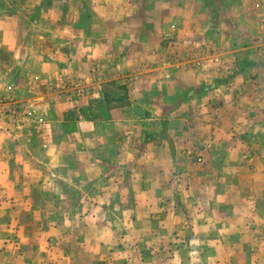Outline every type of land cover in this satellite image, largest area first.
<instances>
[{
	"label": "crops",
	"instance_id": "crops-1",
	"mask_svg": "<svg viewBox=\"0 0 264 264\" xmlns=\"http://www.w3.org/2000/svg\"><path fill=\"white\" fill-rule=\"evenodd\" d=\"M237 4L0 0V93L22 86L37 110L0 126V264H190L185 245L207 264H264L263 11ZM197 7L170 54L163 22ZM38 16L46 32L28 28ZM80 70V112L40 89ZM112 80L130 103L92 112ZM156 100L177 105L137 109ZM189 123L193 147L178 142Z\"/></svg>",
	"mask_w": 264,
	"mask_h": 264
},
{
	"label": "rangeland",
	"instance_id": "rangeland-1",
	"mask_svg": "<svg viewBox=\"0 0 264 264\" xmlns=\"http://www.w3.org/2000/svg\"><path fill=\"white\" fill-rule=\"evenodd\" d=\"M239 1V4L236 5V10L240 13H243V16L246 14V13H252V12H256L258 10L260 11H263L262 14H261V17H262V24H259V26H254L253 29L257 28V29H264V0H238ZM223 10H227L226 9V6H222L221 7ZM171 10H172V7H171ZM199 11V7H197V9H188L187 10V13H188V16L186 18V22H185V18H183V16H185V13L184 14H180V12L176 9L175 10V13H171V15L168 17L167 16V20L165 22H163V25H164V29L166 31V33H170L171 30H172V27L173 25H176L177 27V31H176V35L174 37V39H171V40H167V41H170V43H172L173 47L171 48L170 50V54L174 53V51L176 50L177 47H174L175 44L174 43H181L183 42V39H182V33H181V30L179 29H182V28H187L191 22H189L190 20H192L195 16V13H197ZM38 12V11H37ZM173 12V10H172ZM30 14L34 15L32 12H30ZM36 17V16H35ZM40 17V18H39ZM39 18V21H28V25L29 27L28 28H32L33 30H35V32H41L40 31V28L45 30L46 32V29L49 30L51 24L46 20V21H42L41 16H38ZM210 24H212V22H209ZM230 23V22H229ZM244 22L239 19V20H236V21H231V25H233L234 29H242V24ZM211 28V27H210ZM209 26L207 27V29L209 30L210 29ZM55 29V28H54ZM233 29V28H232ZM179 30V32H178ZM188 30V28H187ZM214 30V28H213ZM243 30V29H242ZM33 37H31L30 39H32ZM190 40V39H189ZM173 41V42H171ZM188 42H191L190 44L193 45V41H188ZM168 44V43H167ZM175 48V49H174ZM214 61H217L216 59ZM165 64H158V69L155 70L156 72V75L157 76H165V77H170L171 75H174L175 77L178 76L177 74V71L178 69H173V67H170L169 68H165L164 66ZM162 66V67H161ZM161 67V68H160ZM181 74L183 75V72H181ZM181 74L179 73V76H181ZM72 74L71 73H61V74H58L57 76H53L47 80H44L40 81L41 83V86H40V89L47 95H49V97H53V96H56V98H60V99H64L65 101L69 102L72 104V107L70 109H77V112H80V102H81V99H82V95L80 93L83 94V91L85 90L84 86H83V83L80 82V80L83 78L82 77V73H81V70L78 74H74L73 76H71ZM63 80L64 83L66 84L65 87H62V86H55V87H51L49 89L48 85L46 84V82H49L51 80ZM112 81H115L116 84H113L111 83ZM112 81H108L106 82L108 85L106 86L107 87V90L109 92V95H108V101L106 100V96H105V100L103 101H100V100H94L93 101V104H92V112H101V110H103L105 106H110V104H115L117 105L118 102H121V101H124L126 99H128V88H127V83L125 82H120L118 83L116 80H112ZM124 86V87H123ZM126 86V88H125ZM104 87V86H103ZM20 89L22 90H25L26 88H23L22 86H13L9 89V92L16 98H19L21 100H25L29 103H33L31 100H28V99H25V98H22V91H20ZM26 93H23V94H27V92H30V91H25ZM75 93V94H74ZM31 94V93H29ZM74 94V95H73ZM129 100V99H128ZM157 102L155 101H152L151 103L150 102H147V105H149L148 108L150 109H146L145 108V104L143 105H138L137 106V109H139V111L141 110V112H151V109L154 111V112H165V107H170L173 108L174 106L177 105V101H172V100H167V101H164L162 102L161 100H156ZM171 114H174V115H180L181 114H178L179 112H190V110H187V111H178V112H174V111H170ZM190 125H187L185 126L184 129H186L187 131H184V133L182 134L184 136V139L182 140H178V142H190L191 143V147H193V145H195V139H198V133H199V130L194 126L192 125V123H189ZM187 126H190L191 129H187L188 127ZM187 127V128H186ZM194 128V129H193ZM203 139V138H202ZM200 139V141L202 140ZM199 140V139H198ZM205 140H202V143L201 145L203 144ZM173 147H176L178 146V142H176V140L174 139L173 141ZM200 145V146H201ZM189 147L183 149L184 150H188ZM202 148H200L199 150H201ZM199 150H196V149H192V153L191 155L195 158L198 162L199 161H202V160H198L196 157H195V153L196 151H199ZM164 217H162L161 219H163ZM180 235L183 234L184 232L180 231ZM178 231H176V235H177ZM178 236V235H177ZM181 246L178 242H175L173 244V247H171L170 244H168L167 246H163V247H160L161 250H163L165 253H169L170 255L175 253L177 249H179ZM183 248H185V250L187 252H191L192 254V257L190 258L191 261H190V264H207V260L208 258L207 257H204V256H201L204 255L203 253H205V251H200V250H197V249H194L193 247H190L188 248V246H182ZM158 251V250H157ZM199 262V263H198Z\"/></svg>",
	"mask_w": 264,
	"mask_h": 264
},
{
	"label": "built area",
	"instance_id": "built-area-1",
	"mask_svg": "<svg viewBox=\"0 0 264 264\" xmlns=\"http://www.w3.org/2000/svg\"><path fill=\"white\" fill-rule=\"evenodd\" d=\"M177 27L173 25L171 33L167 35V40L174 39L176 35ZM173 42V41H171ZM49 89L55 86L65 87L66 84L63 80H51L46 82ZM51 86V87H50ZM35 112H37L34 103H29L27 101H23L19 98L14 97L10 92L6 94L0 93V126L9 127L10 125L17 123H24L30 118L35 116ZM203 146L208 148V143L203 142ZM192 153V152H191ZM195 157L198 160H202L203 154L202 151H196Z\"/></svg>",
	"mask_w": 264,
	"mask_h": 264
},
{
	"label": "trees",
	"instance_id": "trees-1",
	"mask_svg": "<svg viewBox=\"0 0 264 264\" xmlns=\"http://www.w3.org/2000/svg\"><path fill=\"white\" fill-rule=\"evenodd\" d=\"M111 83L116 84L115 81H112ZM107 85H108L107 83L104 84V92H105V95H106V100L108 101V95H109V92H108L107 87H106ZM123 87H124V86H123ZM125 88H126V86H125ZM129 103H130V100L126 99V100H124V101L118 102L117 105H115V104H110L109 107L112 108V107H114V106L127 105V104H129Z\"/></svg>",
	"mask_w": 264,
	"mask_h": 264
}]
</instances>
